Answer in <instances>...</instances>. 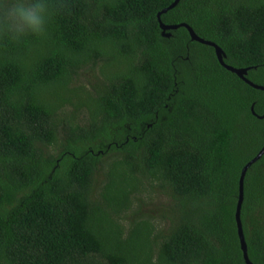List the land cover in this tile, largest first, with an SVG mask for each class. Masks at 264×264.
Masks as SVG:
<instances>
[{"label":"trees","instance_id":"obj_1","mask_svg":"<svg viewBox=\"0 0 264 264\" xmlns=\"http://www.w3.org/2000/svg\"><path fill=\"white\" fill-rule=\"evenodd\" d=\"M175 1L44 0L41 34L0 24V264H246L236 215L264 91L186 28L163 35ZM161 19L264 87V0H182ZM86 68L101 71L94 93L77 84ZM155 184L175 201L168 233L126 225ZM241 219L264 264V156Z\"/></svg>","mask_w":264,"mask_h":264},{"label":"rangeland","instance_id":"obj_2","mask_svg":"<svg viewBox=\"0 0 264 264\" xmlns=\"http://www.w3.org/2000/svg\"><path fill=\"white\" fill-rule=\"evenodd\" d=\"M97 78H102L100 70L91 71V69L86 68L79 72L77 84L83 87L85 91L94 93L93 85H95L94 83H98ZM67 111H69L67 112V116H63V121L66 124L70 122V114L74 112V107H68ZM77 118H79L77 122L84 123L80 120L81 115H77ZM61 138L63 139L64 135ZM174 206L175 201L171 197L169 189L165 190L158 184H155L153 187L148 185L146 190L141 194L140 201L135 204L133 210L126 217V225H129L130 221L149 220L156 226L157 234L160 231L168 233L171 231L172 225L176 220L173 213Z\"/></svg>","mask_w":264,"mask_h":264},{"label":"clouds","instance_id":"obj_3","mask_svg":"<svg viewBox=\"0 0 264 264\" xmlns=\"http://www.w3.org/2000/svg\"><path fill=\"white\" fill-rule=\"evenodd\" d=\"M48 20L44 0H0V24L14 39L41 34Z\"/></svg>","mask_w":264,"mask_h":264},{"label":"water","instance_id":"obj_4","mask_svg":"<svg viewBox=\"0 0 264 264\" xmlns=\"http://www.w3.org/2000/svg\"><path fill=\"white\" fill-rule=\"evenodd\" d=\"M182 0H176L174 2V4H172L169 8L163 10L159 15H158V19L160 22V26L161 29L163 30V35L167 38H170L172 35L170 33V31H175L178 30L181 27L186 28L193 41L195 42H199L201 44L207 45V46H211L213 48H215L216 50V54L217 57L219 59V62L221 63L222 66H224L227 70L233 72L234 74H236L239 78H241L242 80H244L246 83H248L250 86L259 89V90H263L264 91V87L263 86H258L253 84L252 82H250L247 79V75H248V71L249 69H235L233 67H230L228 65H226L224 59L226 58V54L224 53V51L215 43L210 42V41H206L202 38H200L196 32L194 31V29L189 26L188 24H181V25H166L162 22V15L163 14H167L169 11L175 9L181 2ZM264 156V148L262 149V151L256 156V158H254L243 170L242 172V176H241V180H240V201H239V205H238V209H237V223H238V229H239V236H240V240H241V246H242V250L244 252V258L246 261V264H253L249 258V254H248V245L246 242V238L244 235V229H243V224H242V219H241V213H242V207H243V203H244V181H245V177L249 171V169L255 164L257 163L260 159H262V157Z\"/></svg>","mask_w":264,"mask_h":264}]
</instances>
